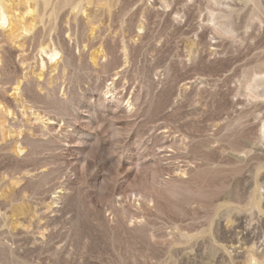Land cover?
<instances>
[{
    "label": "rangeland",
    "instance_id": "obj_1",
    "mask_svg": "<svg viewBox=\"0 0 264 264\" xmlns=\"http://www.w3.org/2000/svg\"><path fill=\"white\" fill-rule=\"evenodd\" d=\"M7 2L0 264H264V0Z\"/></svg>",
    "mask_w": 264,
    "mask_h": 264
},
{
    "label": "bare ground",
    "instance_id": "obj_2",
    "mask_svg": "<svg viewBox=\"0 0 264 264\" xmlns=\"http://www.w3.org/2000/svg\"><path fill=\"white\" fill-rule=\"evenodd\" d=\"M7 1L8 0H0V30H2V31L5 29L6 25H10V28L12 27L11 18H10L11 9H9L10 6L7 5V3H8ZM21 1L23 2L24 5L27 6V12L28 13L31 12V6H28V4L31 3L32 6H34V9H33L34 14H36L37 17H39L40 19H43V20H44V18H47V17L49 18V17H59V16H72L74 18L86 17V19L87 18H94V17H98L99 15L106 14L105 12H108L110 14L111 4H112L111 3L112 0H105L104 4H106V9H104L105 8L104 7L102 9L104 11H102L100 9L101 11L99 10L100 12H98L97 9L96 10L92 9V8L90 9V6H88V5L92 4L94 2V0H21ZM25 30L29 33L32 31V27L25 28ZM29 38L25 37V41L26 40L29 41L28 40ZM24 45L25 44H23V47H24ZM41 47L42 48L39 51V52H41V55H42V53H45L48 56V58L42 56V60H41L42 64L40 63L41 65L39 66V70H40L39 75L42 76L44 74L43 70L46 67L49 68V66H48L49 62L51 63L50 68L52 71L58 68V64L60 62L59 60L61 58L60 57L61 51L56 46L55 47H48L49 49H47L43 46H41ZM22 52H23V50H22ZM4 61H5V58H3V56H0V71L3 70L2 64L5 65ZM0 74H2V72ZM14 90L18 91L19 86L14 87ZM48 123L49 124L54 123L53 119L49 118ZM253 264H257V260L255 258H253Z\"/></svg>",
    "mask_w": 264,
    "mask_h": 264
}]
</instances>
